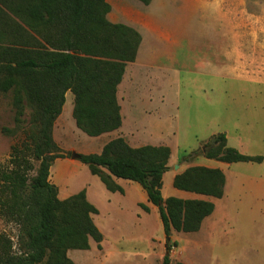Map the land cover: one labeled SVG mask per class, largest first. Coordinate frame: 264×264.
Wrapping results in <instances>:
<instances>
[{
  "label": "trees",
  "instance_id": "16d2710c",
  "mask_svg": "<svg viewBox=\"0 0 264 264\" xmlns=\"http://www.w3.org/2000/svg\"><path fill=\"white\" fill-rule=\"evenodd\" d=\"M109 12L108 0H0V93H13L17 107L26 99L34 111L31 130L12 147L9 167L0 171V216L18 226L20 239L14 251L12 241L0 235V264H75L68 251L89 250L91 240L100 248L103 242L93 219L99 211L85 190L60 200L50 170L65 158L53 129L68 92L74 96L75 124L87 136L122 126L117 90L126 66L136 61L142 37L129 26L109 22ZM199 155L226 164L263 162L261 156L229 147L224 133L213 136ZM78 156L111 192L123 193L114 177L138 184L158 209L167 238L172 232H198L215 210L210 201L163 198L169 147L133 148L118 137L101 153ZM225 184L221 169L206 166L190 167L173 180L178 191L214 199L224 196ZM163 264H170L168 255Z\"/></svg>",
  "mask_w": 264,
  "mask_h": 264
},
{
  "label": "rangeland",
  "instance_id": "374dc122",
  "mask_svg": "<svg viewBox=\"0 0 264 264\" xmlns=\"http://www.w3.org/2000/svg\"><path fill=\"white\" fill-rule=\"evenodd\" d=\"M230 1L217 0V4L212 1V9L216 5L219 15L217 19L203 18L195 32L181 35L185 42L177 52H172L174 61H160L164 68L162 65L155 68L159 75L154 72L148 78V73L140 71L137 64L126 66L127 76L117 90L121 115L127 119L122 129L96 138L87 136L77 128L72 116L74 96L66 94V104L53 129L54 142L65 158L56 160L50 170V181L58 187L60 200L71 197L70 185L81 189L88 177L93 176L89 167L72 159L73 153H101L109 141L118 137L130 146L169 147V170L162 187L166 199L176 191L173 187L176 175L193 166L209 167L208 159L199 154L213 136L225 134L226 110L231 101L233 110L245 106L246 115L258 113L257 122V117L250 118L261 127V100L254 95L264 93L263 87L200 73L203 64L211 61H264V0H232L229 7ZM179 94L180 104L176 106L172 99ZM215 107L219 115L213 111ZM33 114L26 99L17 107L13 93H0V171L9 167L12 147L20 144L31 130ZM93 177L103 184L99 177ZM113 183L119 186L114 180ZM135 186L138 197L141 194L146 197L143 189L136 183ZM149 207L146 220L141 222L148 223L146 232L141 228L134 231L133 223H128L126 230L133 235L103 239L100 248L91 240L89 250H71L67 256L75 264H163L166 255L170 264H194L192 234L172 232L167 238L158 209ZM0 235L12 241L14 251L19 250L18 226L1 216Z\"/></svg>",
  "mask_w": 264,
  "mask_h": 264
},
{
  "label": "crops",
  "instance_id": "0c3cea01",
  "mask_svg": "<svg viewBox=\"0 0 264 264\" xmlns=\"http://www.w3.org/2000/svg\"><path fill=\"white\" fill-rule=\"evenodd\" d=\"M212 1L217 4V0H152L149 5L138 0H108L110 12L107 19L113 24L129 26L141 35L142 42L132 65L137 64V68L146 71L150 78L154 76L155 68L162 65L160 61H174L172 52H177L185 42L181 35L195 32L196 25L200 27L203 18L217 19L219 15L216 5L212 9ZM230 2L229 7L232 0ZM203 69L200 70L203 76L264 88V61H211L204 63ZM127 72L128 67L123 80ZM179 96L172 99L176 106L180 104ZM254 96L261 100V127L250 118L257 117V122L260 119L258 113L246 115L245 106L233 110L231 101L226 110L228 126L225 135L229 147L243 155L261 156L263 162L226 164L206 160L209 168H219L225 174V193L221 199L178 190L172 194L177 198L210 201L215 205L213 214L203 221L198 232L192 234L194 264H264V93ZM213 111L219 115L216 107ZM126 121L122 116L120 129ZM87 180L81 189L76 185L68 188L71 196L85 190L87 200L99 211L93 219L104 239L133 235L126 230L128 223H133L134 231L137 228L147 231L148 223L141 222L146 220L148 213L140 205L148 208L153 205L148 202L147 195L138 197L134 182L114 177L115 183L123 189L120 193L109 191L93 176Z\"/></svg>",
  "mask_w": 264,
  "mask_h": 264
},
{
  "label": "water",
  "instance_id": "95a60500",
  "mask_svg": "<svg viewBox=\"0 0 264 264\" xmlns=\"http://www.w3.org/2000/svg\"><path fill=\"white\" fill-rule=\"evenodd\" d=\"M78 158H79L78 154H76V153L72 154V159L78 160Z\"/></svg>",
  "mask_w": 264,
  "mask_h": 264
}]
</instances>
